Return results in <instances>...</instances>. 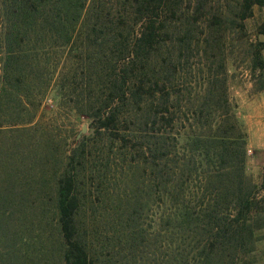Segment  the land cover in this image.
<instances>
[{"label": "trees", "instance_id": "16d2710c", "mask_svg": "<svg viewBox=\"0 0 264 264\" xmlns=\"http://www.w3.org/2000/svg\"><path fill=\"white\" fill-rule=\"evenodd\" d=\"M209 4L0 0V264H216L219 257H238L254 245L256 232L264 228V195L256 201L245 185L238 124L225 115L216 124V113L229 104L225 73L209 65L203 91L192 103L195 109L190 116L185 113L189 132L184 137L161 131L174 124L181 108L180 91L171 89L183 62L199 47L220 55L222 23ZM255 6L264 11V0H241L242 19L253 16ZM203 17L209 26L204 45L194 42L192 32ZM258 34L264 36V21ZM263 48L261 42L254 47V72H264ZM59 54L64 62L76 60L82 83L88 79L89 97L82 107L97 125L95 134L116 129L125 103L135 108L141 133L135 167L144 173L149 169L159 200L170 209L159 213L149 229L141 228L137 210L110 218L87 213L86 165L92 155L87 140L64 157L62 169L47 175L33 165L40 163L39 156L16 152L20 139L3 138L20 132L4 129L7 120L19 124L15 120L24 108L48 91ZM127 59L130 64L119 69ZM76 76L70 71L64 80ZM65 90L70 86L61 84L60 92ZM83 97L80 92L78 98ZM35 116L21 119L22 124L35 128ZM174 142L182 144V151ZM47 146L52 150L53 141ZM195 179L201 186L190 195L187 183ZM261 187L264 191V181Z\"/></svg>", "mask_w": 264, "mask_h": 264}, {"label": "rangeland", "instance_id": "374dc122", "mask_svg": "<svg viewBox=\"0 0 264 264\" xmlns=\"http://www.w3.org/2000/svg\"><path fill=\"white\" fill-rule=\"evenodd\" d=\"M209 1L210 7L218 13L222 23L219 28L220 55L218 56L216 50L215 52L208 50L205 53L203 48L199 47L198 51L194 49L187 61L183 62L182 75L177 76L171 89V92L180 91L183 98L181 108L176 112L174 124L163 126L161 131L174 138L180 135L184 137L189 132L184 129L185 113L190 116L194 111L192 103L197 102L198 94L203 91L209 65L212 66L213 72L218 70V74L225 73L228 79L229 104L225 110L220 109L216 113L218 116L216 124H218V118L221 119L223 115L232 119L236 126L238 124L240 129L238 132H241L240 140L244 146L240 150L244 182L250 190L252 189L253 198L261 201L264 195L261 187L264 181V72H254L252 58L257 43H264V36L258 34L259 26L264 21V11L255 6L252 10L253 16L242 19L241 0H208V3ZM204 18L203 22L192 29L194 42L200 41L203 45L209 31L208 23L205 24ZM139 31L138 27L137 32ZM262 56L264 58V48ZM63 60L65 61V56L59 54L54 61L56 64L59 63L57 64L59 65L58 74L56 73L52 79L48 91L44 92V97L34 106L24 108L27 110H24L21 119L28 121L36 115L34 123L37 125L31 126L35 128L31 129L30 126L22 124L21 119L15 120L19 121V124L16 122L9 124L10 120H7L4 129L17 128L20 132L9 131L3 138L11 142L20 139L15 146L16 152L25 151L27 156L29 154L31 157L39 156L42 160L33 165L42 167L38 168V171L40 173L45 171L47 175L59 171V168L62 169L64 157L74 151L79 143L87 140L88 152H92L86 165L87 188L91 193V199L87 203V213H99L100 215H97L99 218L102 216L110 218V215L114 213H131L137 210L142 214L141 228L149 229L154 224V220L159 217V213H164L165 210L167 213L170 209H166L165 204L159 200L157 182L156 180L153 182L149 169L144 173L140 168L135 167L134 157L139 151L138 141L141 140L139 138L141 133L135 121V108L129 106L130 102L125 103L116 129L103 132L101 135L95 134L97 125L83 113L87 111V108L82 107H86L85 101L89 97L88 79L85 83L81 82V71L73 63L76 60L72 58L67 59L66 62ZM221 63H224V69H220ZM129 64L128 59L125 62L121 61L119 69ZM70 71L71 76L76 73V80L72 78L64 80L66 73ZM1 74L0 61V78ZM94 74L92 73L91 76ZM61 84L69 85L70 90L60 92ZM80 92L85 97L78 98ZM92 94L95 95L96 91L92 90ZM174 110L173 108L172 111ZM180 118L183 119L182 123L179 122ZM5 119L9 118L5 117ZM112 132L117 135L113 136ZM49 139L53 141L52 150L47 146ZM174 145H176L175 150L182 151L180 150L182 144L178 145L174 142ZM41 177L46 178L42 175ZM187 186L190 195H196V192L192 191L199 189L201 183L195 179L187 183ZM155 250L156 248H152L149 252ZM215 263L264 264V228L256 232L254 245L243 250L238 257L229 258L224 255Z\"/></svg>", "mask_w": 264, "mask_h": 264}]
</instances>
